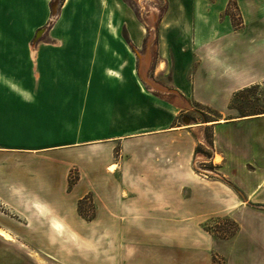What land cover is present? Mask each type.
<instances>
[{"label":"crops","instance_id":"crops-1","mask_svg":"<svg viewBox=\"0 0 264 264\" xmlns=\"http://www.w3.org/2000/svg\"><path fill=\"white\" fill-rule=\"evenodd\" d=\"M51 2L0 0V202L4 207L35 206L34 200L14 203L15 193H27L29 198L28 193L51 189V160L61 159L70 147L118 144L121 151L135 150V156L171 161V167L151 169L147 175L178 177L179 161L189 160L196 145L189 138L196 127L220 124L223 128L230 122L237 125L259 118H221L217 121L221 123L183 118L180 125L157 118L134 122L131 109L133 98L135 107L141 105L138 94L144 88L138 79L144 81L149 71L148 66L142 72L140 61L150 59L152 73L167 78L155 84L161 93L173 94L188 105L193 101L207 105L224 117L231 95L249 85H264V73L247 75L236 68L245 55L264 63V43H180L178 28L162 29L174 17L171 11L160 17L158 43H142L143 37L135 43L133 37L147 31L144 24L123 25L128 36L119 33L115 9L108 0H60L55 18ZM194 10L186 9L179 19L192 33ZM164 36L168 43L162 42ZM133 80L138 90L132 87ZM159 100L166 101L172 116L182 108L163 97ZM183 138L189 139L187 151ZM221 139L228 142L225 136ZM108 165L110 173L118 168V162ZM167 188L170 185L130 183L120 191L163 192ZM170 189L175 190L172 185ZM119 205L146 222L144 238L156 253L162 252L161 246L169 247L168 264H207L212 236L200 227L195 207L190 212L191 206L184 203L165 205L159 199L153 206L128 199ZM119 207L115 206L113 215ZM0 230L12 239L18 234L1 222ZM190 231L193 238L185 244L191 250L182 251L175 237L181 240Z\"/></svg>","mask_w":264,"mask_h":264},{"label":"rangeland","instance_id":"rangeland-1","mask_svg":"<svg viewBox=\"0 0 264 264\" xmlns=\"http://www.w3.org/2000/svg\"><path fill=\"white\" fill-rule=\"evenodd\" d=\"M108 1L115 9L119 33L128 36L123 25L144 24L147 31L133 37L135 43H141V37L142 43L159 42V20L166 11L174 17L162 29H179L180 43H264V0ZM186 9H195L193 33L179 20ZM176 12L179 15L175 16ZM162 42L168 43L166 36ZM247 56L237 70L247 75L263 74L264 63ZM141 60L142 72L148 66L149 71L144 81H138L148 94H138L140 108L135 107L133 98L134 122L157 118L180 125L183 118L201 123H221L217 122L221 118L234 121L238 116L259 118L237 125L230 122L223 128L214 123L204 129V124L196 127L189 135L196 145L189 160L179 161L178 177L147 175L151 169L171 167V161L158 160L154 155L135 156V150L121 151L118 144L111 148L107 144L68 148L61 159L51 160V189L28 193L29 198L27 193H15L14 203L34 200L35 206L11 208L0 202V222L18 232L9 241L0 237V264H168L169 247L161 246L162 252L156 253L154 245H148L144 238L146 222L120 209L119 204L127 199L149 206L158 199L165 205L179 201L191 206L187 209L190 212L195 207L200 227L212 236L207 264H264V85H249L231 95L223 117L207 105L194 101L188 105L173 94L161 93L156 85L167 82V78L152 73L150 59ZM134 80L132 87L137 89ZM159 97L182 107L177 116H172L170 106L166 101L160 103ZM140 109L145 118L139 117ZM221 136L227 139L226 144ZM183 141L189 150V139ZM109 162H118L115 172H109ZM130 183L172 185L175 190L120 191ZM115 206L119 208L113 215ZM191 233L181 240L175 237L180 250H191L185 244L193 238Z\"/></svg>","mask_w":264,"mask_h":264},{"label":"water","instance_id":"water-1","mask_svg":"<svg viewBox=\"0 0 264 264\" xmlns=\"http://www.w3.org/2000/svg\"><path fill=\"white\" fill-rule=\"evenodd\" d=\"M58 5H59V3L57 1L52 0V2H51V16H52V18H55L57 15Z\"/></svg>","mask_w":264,"mask_h":264},{"label":"bare ground","instance_id":"bare-ground-1","mask_svg":"<svg viewBox=\"0 0 264 264\" xmlns=\"http://www.w3.org/2000/svg\"><path fill=\"white\" fill-rule=\"evenodd\" d=\"M0 236L6 240H12V236L8 235L7 233H5L4 231L0 230ZM14 242V241H13ZM31 251V250H30ZM33 252V251H32ZM35 252V251H34ZM31 255V254H30ZM35 257V256H34ZM33 258V257H32ZM40 259V257H39ZM38 261V260H37Z\"/></svg>","mask_w":264,"mask_h":264}]
</instances>
